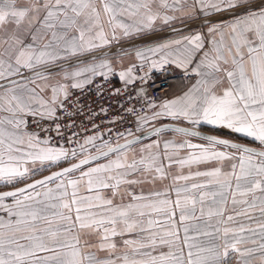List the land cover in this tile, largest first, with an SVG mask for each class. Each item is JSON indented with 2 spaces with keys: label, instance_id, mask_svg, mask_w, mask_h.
Instances as JSON below:
<instances>
[{
  "label": "snow or ice",
  "instance_id": "snow-or-ice-1",
  "mask_svg": "<svg viewBox=\"0 0 264 264\" xmlns=\"http://www.w3.org/2000/svg\"><path fill=\"white\" fill-rule=\"evenodd\" d=\"M246 0H192L188 5L187 0H160L161 6L175 8L185 12L186 15L195 13L198 9L204 15L211 12L230 11L233 8L243 6ZM126 5V7H125ZM143 10V11H141ZM125 11L132 17H138L131 24L123 22L118 17ZM102 16L107 17V23L111 26L113 38L117 29H122L125 36L130 32H140L150 29L158 19V14L153 13V0H137L134 4H126V0H25L19 4L18 0H0V79H8L13 76H20L21 69H34L37 66H46L48 63L64 58L65 56L76 55L81 52L91 51L110 43L108 34L101 23ZM81 18H83L82 22ZM175 17L165 16L164 22ZM14 25L9 30L8 26ZM231 44L223 49L222 44L213 40L211 53L205 52L203 58L197 63L193 72L200 79L183 96L173 100L165 101L161 105H150L159 107L161 111L153 113L151 117H139L143 123L150 119H157L160 116H169L174 119H184L193 126L201 123L217 127H226L236 133L253 138L264 145V8L258 12H247L242 18H237L230 25ZM76 29L77 34L69 35ZM219 26L214 25L208 29L210 34L215 35ZM30 36L31 42L25 43V38ZM98 41L99 43H96ZM182 45V58L176 61L182 67L191 63L195 52L204 48L203 38L200 34L183 37L181 40L169 42ZM169 43L158 45L149 49L153 55L162 52L169 47ZM225 51L227 55L225 54ZM63 53V56H62ZM137 56L144 58L142 52ZM167 62V61H165ZM153 67L156 62H152ZM112 68L107 61L99 65L84 67L72 73H65V79H75L84 73L97 74V69ZM132 68L126 72H120V77L130 75ZM105 75V72H100ZM37 76H43L38 73ZM89 79L72 84V87L81 88L83 84L89 83ZM0 94V109L11 113L12 117L0 118V183L12 184L15 181L24 179L33 173L28 165L40 162L56 163L66 160L69 155L75 157V150L69 153L63 147L49 146V139L41 140L35 134L18 132L21 125L25 124L22 118H17L18 113L37 114L38 108H44L41 116L51 118L55 104L61 94L67 96L66 84L57 83L51 88V102L37 98L35 88L28 86L27 80H9L8 85ZM37 109L33 108V104ZM142 126V125H141ZM173 131L183 136H199L200 133L189 128L177 127ZM58 131V127H57ZM165 128H154L150 135H159ZM131 135V133H129ZM98 137H89L86 143H93ZM137 140L140 138L137 137ZM205 144H193L190 140L181 142L166 141L164 143V157L168 161V167L174 165L183 168L185 166L200 165L210 161L222 162L224 160L239 159L240 173L237 175L236 165L232 166L230 174L236 180V188L244 191L240 194L260 190L264 192V150L245 147L239 144L230 143L227 140L215 136H205ZM135 141H128L124 145L109 146L107 143L96 146L106 147L107 151H100L96 156L86 155L79 163L72 164L68 168L55 172L42 180H36L27 184L24 188L15 191L0 193V207L8 213L9 217L15 219L3 220L0 218V264H115L111 260H98L94 254L82 255L79 239L73 236L66 237L74 228L80 230H92L97 234L102 233V240L108 241L110 237L122 235L124 232H133L139 225V221L133 219V213L137 216H144L141 211L144 208H152L156 212L165 210L172 202L167 199L155 200L149 203H130L126 206H114L112 199H105L99 194V190L111 188L113 196L119 194L122 184L137 183L135 180H126L129 170L132 172L145 171L155 172L160 178L165 176V164L158 153L150 149L158 146L159 142L148 145L142 152H148L146 157L127 163L126 155L109 161L107 164L90 167L87 171H80L79 177L73 179L72 174L82 169V166L90 164L91 161L106 157L109 153H121ZM21 145H26L27 150ZM43 145V146H42ZM219 147L231 148L240 153L239 157L228 151H221ZM170 149V151H169ZM180 150H188L184 157L179 156ZM87 152L81 146V154ZM116 173L112 175V173ZM196 176L207 177L208 183H215L220 188L230 187L229 174L222 172L220 167L212 168L209 171L195 173ZM188 176H177L174 180H188ZM111 182V183H110ZM55 183V188H48L47 185ZM82 185L86 190L97 192L94 196L81 197L78 191ZM205 185L193 184L192 189H200ZM44 188L45 191L37 189ZM71 189V191H69ZM178 198L174 202L181 207L180 219H188L183 213L185 210L195 211V205L202 202L207 195H200L199 200L193 196L179 198L180 192L190 191L187 188H177ZM159 197L161 193H154ZM13 198L12 204H5L4 201ZM147 199L143 196H133V200ZM52 201H55L53 203ZM98 202V203H96ZM235 202V201H234ZM264 204V200L261 201ZM188 205H192L189 209ZM75 206V219H73V207ZM255 206L254 204L252 205ZM94 207L103 208V212L91 211ZM171 213V208H168ZM203 211V210H201ZM83 212V214H81ZM174 215V213H171ZM219 215V212L216 213ZM209 216L213 215L211 211ZM264 215V208L261 209ZM231 219V217H229ZM157 223L149 220V226ZM56 227H53V225ZM41 225H45L41 227ZM117 225H121V231H117ZM260 235L264 237V225H260ZM143 230V229H141ZM187 234V227L184 229ZM219 232V229L216 230ZM232 231L224 228L223 251L221 245L214 244L209 247L196 246V252L191 250L187 253V260L182 250L169 251L167 254L151 256L147 260H128L125 256L124 264H221L222 258L228 255L231 248L239 252L236 247L239 239L229 241L227 234ZM211 237L212 233H204ZM178 239L175 231L165 232L159 237V243L172 246ZM185 235V243H188ZM24 241V243H21ZM126 245H136V251L146 246H154L157 243V236L150 235L148 244L134 240L124 241ZM114 243H101V249H115ZM189 249L193 245L188 243ZM256 249H246L251 253ZM259 250L264 252V243L259 245ZM49 253L38 257L37 253ZM195 258L193 259V257ZM247 264V261L245 262Z\"/></svg>",
  "mask_w": 264,
  "mask_h": 264
},
{
  "label": "crops",
  "instance_id": "crops-1",
  "mask_svg": "<svg viewBox=\"0 0 264 264\" xmlns=\"http://www.w3.org/2000/svg\"><path fill=\"white\" fill-rule=\"evenodd\" d=\"M253 1L256 0H246L245 4ZM24 2L25 0H18L19 4H24ZM136 2L137 0H126V4H134ZM172 2L173 0H168L169 4H172ZM96 3L99 5L100 0H96ZM187 4L191 5L192 0H187ZM261 8H264V6ZM261 8L250 11L258 12ZM187 11H188L187 8H185L183 11L176 10L175 8H165L161 6L160 0H153V13L158 14V19L153 23L152 27L150 29H144L143 31L140 32L132 31L127 36L123 34L122 29H117L115 32V38H113L111 26L107 23V17L102 16L101 23L104 25V30L108 34V38L110 40L109 44L94 48L91 51H85L78 53L76 55L65 56L64 58L48 63L46 66L57 64L59 62L69 60L71 58L81 56L83 54L101 50L106 47L113 46L116 43L127 41L140 36H144L154 31L163 30L166 28L177 26L179 24H183L185 22L197 18L208 16V15H204L201 11H199V9L191 15H186L185 12ZM215 13L217 12H211L209 15ZM246 14L247 12L226 18L221 21L208 23L200 27L194 28L192 30L174 34L170 37L156 40L152 43H148L143 46H138L121 53L111 54L91 62L62 68L55 72L45 74L42 77L39 76V77L27 79L28 86L31 88H35L38 99H42L46 102H51V97H52L51 88L55 86L57 83L68 85L67 96H66L67 98L73 92L82 88V87L81 88L72 87V84L81 82L85 79H89L91 81L94 77L100 76L99 74L100 72H105V74L115 72L118 75L119 80L121 82H132L137 77L135 71H136V67L140 64H145L150 70H156L159 69L165 63H171L174 65V69L181 73V76L179 80L174 82L171 88L157 102L152 104V105H161L165 101L173 100L183 96L184 93L188 92L194 85H196L200 77L192 70L193 68H195L197 63L203 58L205 52L211 53L213 48L212 41L215 40L221 43L223 49L226 50L227 47L231 44L230 25L233 23L235 19L242 18ZM165 16H171L175 18L165 23L163 19V17ZM118 18L121 19L123 22L129 24H131L133 20L138 19V17H132L128 15L127 11H125V13ZM82 20L83 18H81L80 22H82ZM214 25L219 26V30L215 35L210 34L208 31V29ZM13 27L14 25L8 26L9 30H11ZM75 34H77L76 29H73L69 33V35H75ZM195 34H200L202 36L204 42V48L193 54L191 63L187 64L186 67H182L179 63L173 62L176 61L178 58H182L183 54L182 51H180L182 50V45L171 44L169 42L175 40H181L183 37L192 36ZM30 42H31V37L30 36L26 37L25 43H30ZM96 43L99 42L96 41ZM166 43H169V47L164 49L162 52L153 55L151 52L148 51L149 49L155 48L158 45H163ZM137 52H142L144 58L142 59L141 57L137 56ZM225 54L227 55L226 51ZM105 61H107L110 67L112 68L111 72H108L107 68L97 69V74L95 75H93L92 73H84L83 76L75 79L71 77H69L68 79L64 78L65 73H72L84 67L99 65L100 63ZM153 61L156 62L155 67H153L152 64ZM46 66H37L36 68L31 70L22 68L21 72L23 71L30 72ZM129 68H132L131 74L121 79L119 75L120 72L122 71L126 72L127 69ZM3 80L6 79H0V81ZM87 84L88 83L83 84V87ZM3 92H4V88H0V94H3ZM66 98L64 94H61L58 100L56 101V103L51 105L55 109L54 115L56 114L57 110L63 105L64 100ZM33 108L37 109V105L35 103L33 104ZM43 111H45L44 108H38L36 115H40L39 113ZM158 111H161L159 107H151L150 111L144 116L151 117L153 113ZM29 115L31 114H28L26 112L17 114V118H22L25 121V124L21 125L20 129H18V132H20L21 134L23 133L35 134L39 139L44 140L37 133L28 130L26 128V120ZM4 117L11 118L12 114L4 111L3 109H0V118H4ZM165 122L184 124L186 126L200 128L202 130L211 133L217 131L221 136L228 137L244 143H248L258 148L264 149V145H262L259 141L244 136L240 133H236L233 130L228 129L226 127H217V126L209 125L207 123H201L197 126H193L188 121L182 118L174 119L169 116H160L157 119H150L148 120L147 123H143V124L142 121L138 119L137 130L145 125H150V127L151 126L154 127L158 124ZM134 135L136 134H131L127 137H122V138H113L103 133L90 135L86 137L84 141L74 149L65 147L62 142L59 141L53 142L49 140L50 142L49 146L63 147L64 149L68 150L69 153L75 150L77 152V155L75 157L69 155L68 159L61 160L56 163L45 162L43 165H41L40 162H36V164L34 165L29 163L28 166L31 169H33V173L30 176L15 181L12 184L0 183V191L10 188H15L34 178H37L46 173L54 171L64 165L77 161V159L80 160L84 158L86 155H91L96 151L97 149L96 146L103 145L105 143L109 145L108 141L111 142L116 141V143H118ZM89 137H98V139H96L93 143L89 144L86 143ZM183 140H190L193 144L206 143V141L201 138H197L193 136H183L182 134L177 133L175 131H164L161 132L159 135H152L138 143L129 146L121 153H114L104 158H101L93 163H90L82 167L81 170H78L72 174L71 178L75 179L79 177L80 171H87L90 167H96L98 165L107 164L109 163V161L116 160L118 157L122 155H126L127 163L131 164L134 160L138 161L141 159L142 156L146 157L148 155V152H142L141 151L142 149H145L148 145H152L156 142H159L158 146L150 149V151L153 153H158L161 156L163 163L165 164L164 178H160L159 174L155 172H151V173L145 171L132 172L131 170H129L128 175H126L124 179L135 180L138 181L137 183L122 184L119 189V194L115 196H113V190L111 188L101 189L99 190V194L105 199H112L114 206H121V207L126 206L130 203L143 204V203H149L155 200H163V199H167L170 202H172L169 206H164L165 210L161 212H156L152 208H144L141 209V211L145 213V215L142 217L137 216L135 213H133V219L139 221V225L136 228V230H134L133 232H124L122 235H117L115 237H110L108 241L102 240L101 238L102 233L97 234L95 231L92 230H87V229L80 230L78 228H74L66 238L71 239L73 236H75L79 239L80 243L78 247L80 248L82 255L87 256L89 253H91L94 254L98 260L101 261L111 260L114 261L115 264H124L123 258L125 256L128 257L129 261L147 260L149 257L145 256L144 253H150L151 256H159L161 254H167L169 251L176 252L177 249H180L184 254L185 260H187V253L190 250L193 253H195L197 245L200 247H209L214 244H218L221 245L220 251H223V247H222L224 244L223 229L229 228L232 231H230L227 234V237L230 242L236 239L240 240V243L236 245V247L239 248L240 251L237 252L229 248L228 255L222 258L221 264H245L246 261L247 264H264V252H261L259 250V245L261 243H264V237L260 235V228H259L260 225H264V215H261V209L264 208V204L261 203V201L264 200V192L260 190H256L255 192H248L245 195L240 194L242 191H244V188L242 187L238 191L236 188L235 178L230 176V174L233 171L232 166L234 164L236 165L235 171L237 175L240 173V167H239L240 161L238 158L233 160H224L222 162L210 161L207 163H202L200 165H192L191 167L185 166L183 168H180L179 166L174 164L168 167L167 166L168 161L166 157H164V152H165L164 143L166 141L181 142ZM82 145L84 146V148L87 149V152L84 154H81ZM113 145L115 144H110L109 146H113ZM21 147H24L25 150H27L26 145H21ZM104 148L106 147H102V149ZM219 150L232 152L237 157H239L240 155V153L236 152L234 149L231 148L219 147ZM187 152L188 150H180L179 156L184 157L187 155ZM58 163L61 165H59L57 168H54L53 167L54 164H58ZM215 167H220L223 173L229 174L230 187L222 189L215 183L209 184L208 183L209 178L195 175L197 171L205 172ZM115 174H116L115 172L112 173V175ZM177 176H188L189 179L174 180V178ZM193 184L205 185V187L200 189H192ZM55 186H56L55 183H51L47 185L48 188H55ZM178 187L181 189L187 188L190 190L188 192L181 191L179 196V198L181 199H183L184 196H193L197 200H199L200 195L207 193L204 200L202 202H198L195 205L194 212H190L188 210L184 211L183 214L187 216L188 219H185L183 221L180 219L182 214L181 207L176 206L174 203L178 198L176 191ZM37 190L42 192L45 191L46 189L41 188ZM69 191H71V189H69ZM154 193H161L162 195L157 197L153 195ZM96 194L97 192L95 190L93 191L86 190V185H82L78 191V196L81 197L94 196ZM133 196H143L146 197L147 199L136 201L133 200ZM52 202L55 203V201ZM4 203L12 204L13 198L12 197L7 198L4 201ZM253 204L255 205L254 207L252 206ZM169 207L171 208V213H174V215H172L168 211ZM191 207L192 205H188L189 209ZM1 210H2V214L0 215V218H2L3 220L6 221L10 218L15 219V217H9L8 213L3 209V207H1ZM74 211H75V206L73 207V219H75ZM91 211L99 213V212H103L104 209L100 207H94L91 209ZM209 211H211L213 215L209 216L208 215ZM217 212H219V215L216 214ZM81 214H83V212ZM229 217H231V219H229ZM149 220H154L157 223L149 226L148 224ZM44 226L45 225H41V227ZM53 227H56V225L54 224ZM121 227H122L121 225H117L118 232L121 231ZM185 227H187L188 229L187 234H185L184 231ZM217 229H219V232L216 231ZM170 231H175L177 233L178 239H176V243L172 246L160 244L159 237L163 236L165 232H170ZM204 233H212V236L211 237L206 236L204 235ZM150 235L157 236L156 245L146 246L144 248L139 249L138 251L135 250L136 245H126L124 243V241L127 240H134L147 245ZM185 235H187V237L189 238L188 243L192 244L193 248L189 249L188 243H185ZM21 243H24V241H21ZM101 243H114L116 247L115 249H111V250L101 249L99 248V245ZM246 249H256V250L252 251L251 253H246L245 255H242L241 253H245ZM45 255H49V253H42V252L37 253L38 257H43ZM194 258L195 256L193 257V259Z\"/></svg>",
  "mask_w": 264,
  "mask_h": 264
},
{
  "label": "built area",
  "instance_id": "built-area-1",
  "mask_svg": "<svg viewBox=\"0 0 264 264\" xmlns=\"http://www.w3.org/2000/svg\"><path fill=\"white\" fill-rule=\"evenodd\" d=\"M135 72L137 77L132 82H121L115 72L94 77L67 97L51 118L29 115L26 128L70 149L90 135L122 138L136 134L138 118L150 111V105L179 80L181 73L171 63L156 70L140 64Z\"/></svg>",
  "mask_w": 264,
  "mask_h": 264
},
{
  "label": "water",
  "instance_id": "water-1",
  "mask_svg": "<svg viewBox=\"0 0 264 264\" xmlns=\"http://www.w3.org/2000/svg\"><path fill=\"white\" fill-rule=\"evenodd\" d=\"M263 6H264V0H256V1L244 4L243 6L233 8L230 11L217 12L215 14H211V15L204 16V17H201V18H197V19L185 22L183 24H179L177 26H173V27L166 28V29H163V30L154 31V32L146 34L144 36H140V37L133 38V39H130V40H127V41L116 43L113 46H109V47H106V48L101 49V50H97V51H94V52L83 54L81 56H77V57L71 58L69 60H65V61L59 62L57 64H53V65H50V66L39 68V69L30 71V72L23 71V72H21L20 76H15V77L0 81V86L8 85L9 84V80H17V81L27 80V79L39 77V76H37L38 73H42L43 75H45V74L60 70L62 68L75 66V65L83 64V63H87V62H91V61L97 60L99 58H102V57H105V56H108V55H111V54L121 53V52H124L126 50L138 47V46H143V45H146L148 43H152V42H154L156 40H160V39H163V38H166V37H170V36H172L174 34L185 32V31H188V30H192L194 28L200 27V26L208 24V23L221 21V20H224V19L229 18V17H233V16H236V15H240V14L246 13V12H248L250 10H256V9H259V8H261ZM0 88H3V87H0ZM177 127L189 128V129H192L193 131L199 132L200 135L199 136H195L197 138L203 139V137H205V136H215V137H217L219 139L227 140L230 143L239 144V145H242V146H245V147H249V148L255 149L257 151L264 150V149L258 148L256 146H253L251 144L244 143V142H241V141H237V140H234V139H231V138H228V137H224V136H221V135H218V134H215V133H211V132L202 130L200 128H195V127L186 126L184 124H178V123H173V122H165V123L158 124V125H156V126H154L152 128L147 129L144 132H141L139 134L131 136V137H129V138H127V139H125V140H123L121 142H118V143H116L115 145H113L111 147H115L116 145H124L128 141H135L131 145H133L135 143H138V142H140V141L152 136V135H150V133H152L154 128H165V131H173L172 128H177ZM137 137H139L140 139L137 140L136 139ZM101 151H107V148H104ZM99 152H95V153H93V154H91L89 156H96V155L99 154ZM111 154H114V153H109V155H111ZM84 158H82V159H84ZM101 158H104V157H101ZM80 160H77V161H74V162L69 163L67 165H64V166H62V167H60V168H58V169H56L54 171L46 173V174H44L42 176H39L37 178H34V179H32V180H30V181H28V182H26V183H24V184H22L20 186H17L15 188L1 190L0 193L9 192V191H15L16 189L24 188L27 184H32L36 180H42L45 177L51 176L55 172H60L62 169L70 167L72 164L79 163ZM95 161H97V160H95ZM95 161H91L90 163H93ZM84 166H86V165H84ZM84 166H82V167H84Z\"/></svg>",
  "mask_w": 264,
  "mask_h": 264
},
{
  "label": "rangeland",
  "instance_id": "rangeland-1",
  "mask_svg": "<svg viewBox=\"0 0 264 264\" xmlns=\"http://www.w3.org/2000/svg\"><path fill=\"white\" fill-rule=\"evenodd\" d=\"M152 127H153V126L150 127V125H145V126H143L142 128L138 129L136 134H139V133H141V132H144V131H146L147 129L152 128ZM101 150H102V147L97 148L95 152H99V151H101ZM95 152H94V153H95ZM92 154H93V153H92ZM77 160H78V159H77ZM62 164H63V162H62Z\"/></svg>",
  "mask_w": 264,
  "mask_h": 264
},
{
  "label": "trees",
  "instance_id": "trees-1",
  "mask_svg": "<svg viewBox=\"0 0 264 264\" xmlns=\"http://www.w3.org/2000/svg\"><path fill=\"white\" fill-rule=\"evenodd\" d=\"M213 133H216V134L220 135L219 132H217V131H214ZM108 143H109V145H110V144H116V141H112V142H111V141H108ZM59 165H61V164H59V163H58V164H54L53 167H54V168H57ZM54 168H53V169H54ZM49 169H50V168H49Z\"/></svg>",
  "mask_w": 264,
  "mask_h": 264
}]
</instances>
